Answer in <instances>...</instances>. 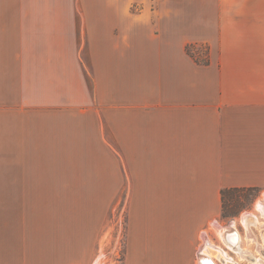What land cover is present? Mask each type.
<instances>
[{
    "label": "crops",
    "instance_id": "1",
    "mask_svg": "<svg viewBox=\"0 0 264 264\" xmlns=\"http://www.w3.org/2000/svg\"><path fill=\"white\" fill-rule=\"evenodd\" d=\"M17 2L0 0V194L127 182L126 264H238L218 217L222 192L264 188V0ZM88 212L21 264H71L56 242H85Z\"/></svg>",
    "mask_w": 264,
    "mask_h": 264
},
{
    "label": "rangeland",
    "instance_id": "2",
    "mask_svg": "<svg viewBox=\"0 0 264 264\" xmlns=\"http://www.w3.org/2000/svg\"><path fill=\"white\" fill-rule=\"evenodd\" d=\"M17 4V0H9V8H17ZM73 8L77 11L80 9L78 0H73ZM205 48L204 44L197 47L192 44L191 50L202 58ZM87 77L90 80L88 74ZM23 199L26 202L34 200V209L32 206L29 209L23 208ZM129 199L127 182L115 194H0V264H21V260L27 256L30 260L37 261V255L45 252L49 245V242L40 240L42 235L51 227L58 231L60 224L65 222L67 213L72 218L78 217L81 210L85 211L87 208L89 212L87 233L84 231L87 234L85 242H56L57 252H73L71 264H126ZM223 201L218 221L227 225L236 220V228L241 236V241L237 242L244 250V255H241L228 249L229 255L238 264H264V214L259 209L260 205L264 206V188L227 193ZM243 213L248 218L247 226L238 222ZM33 214H36L35 217ZM72 222L75 223L76 220L73 218ZM80 227V224L73 225V229ZM211 233L214 237L215 233ZM45 235L48 237L49 233ZM216 240L217 244H221L218 237ZM202 244L203 241L200 245ZM210 251L218 256V252L212 249ZM33 255L36 256L35 259L32 258ZM76 255H81V258L76 260ZM221 262L218 259V263L222 264Z\"/></svg>",
    "mask_w": 264,
    "mask_h": 264
},
{
    "label": "bare ground",
    "instance_id": "3",
    "mask_svg": "<svg viewBox=\"0 0 264 264\" xmlns=\"http://www.w3.org/2000/svg\"><path fill=\"white\" fill-rule=\"evenodd\" d=\"M259 209L262 211V213L264 214V206H262V205H260L259 206ZM240 220L242 221V223L245 225V226H247V225H249L248 223V218H247V216H246V214L245 213H243L242 215H241V217H240ZM221 229V228H220ZM222 229H224V230H227V228H222ZM223 238L224 239H226L227 241H228V245L235 251V252H237V253H239V254H241V255H244L243 253H244V250H242V248L238 245V238L236 239V238H233V234L231 233V234H225V236H223ZM229 238H231V239H229ZM230 241V242H229ZM217 250V249H216ZM218 251H219V253L220 254H223V255H225L224 253H222V251H221V249L219 248L218 249ZM203 254V253H202ZM225 257L227 258V260H229V259H231V257H229V256H227V255H225ZM208 262V261H207ZM206 262V263H207ZM204 263V262H203ZM208 264H211V263H208ZM234 264V263H233Z\"/></svg>",
    "mask_w": 264,
    "mask_h": 264
},
{
    "label": "trees",
    "instance_id": "4",
    "mask_svg": "<svg viewBox=\"0 0 264 264\" xmlns=\"http://www.w3.org/2000/svg\"><path fill=\"white\" fill-rule=\"evenodd\" d=\"M191 47H192V44H187L185 46V49L186 51L189 53V55L197 62H200L202 64H207L208 63V55H207V51H208V47L206 45V52H205V55L200 58L198 55H196L192 50H191ZM252 188H240V189H231V190H228L226 193L225 192H222V207L224 205V201H223V197L227 194V193H237V192H241V191H247V190H250Z\"/></svg>",
    "mask_w": 264,
    "mask_h": 264
},
{
    "label": "built area",
    "instance_id": "5",
    "mask_svg": "<svg viewBox=\"0 0 264 264\" xmlns=\"http://www.w3.org/2000/svg\"><path fill=\"white\" fill-rule=\"evenodd\" d=\"M259 202H261V201H259ZM261 203H263V202H261ZM228 224H229V222H228ZM229 249V248H228ZM229 250H231L232 251V249H229ZM221 263H223V262H221ZM228 263H230V262H228ZM230 264H232V263H230Z\"/></svg>",
    "mask_w": 264,
    "mask_h": 264
}]
</instances>
